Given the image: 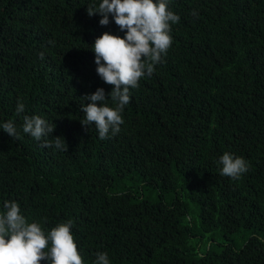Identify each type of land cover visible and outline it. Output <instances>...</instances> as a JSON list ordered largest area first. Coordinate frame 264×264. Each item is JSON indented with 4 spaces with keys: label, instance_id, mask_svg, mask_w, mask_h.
Segmentation results:
<instances>
[{
    "label": "trees",
    "instance_id": "trees-1",
    "mask_svg": "<svg viewBox=\"0 0 264 264\" xmlns=\"http://www.w3.org/2000/svg\"><path fill=\"white\" fill-rule=\"evenodd\" d=\"M90 3L0 0V121L20 131L0 130V206L49 229L71 220L84 264L97 251L111 264H264V0H171V47L105 140L80 105L111 91L90 47L119 28ZM34 114L68 150L22 132ZM225 151L248 162L238 179L219 174Z\"/></svg>",
    "mask_w": 264,
    "mask_h": 264
},
{
    "label": "clouds",
    "instance_id": "clouds-1",
    "mask_svg": "<svg viewBox=\"0 0 264 264\" xmlns=\"http://www.w3.org/2000/svg\"><path fill=\"white\" fill-rule=\"evenodd\" d=\"M171 0H92L87 14L99 15L100 25L113 21L118 33L105 31L91 44L96 73L104 83L112 85L106 93L103 87L84 95L80 105L81 125H94L101 140L115 136L124 123L123 112L130 103L131 89L139 86L142 77L151 76L155 66L163 61L172 44L171 27L180 21L170 7ZM192 15L196 16L195 10ZM119 33H123L120 35ZM43 57V53L40 54ZM109 99L111 104H109ZM99 102V103H98ZM15 112L21 115L25 105L18 101ZM22 132L44 147L66 151L63 136L53 135L55 127L40 115H23ZM0 130L19 138L20 131L12 120L0 121ZM53 137L51 140L48 137ZM63 137V139L61 138ZM219 174L238 179L248 171V162L241 156L225 151L216 159ZM260 239L264 240V237ZM84 264L78 241L72 231V221L58 222L50 229L41 221L29 220L15 200H4L0 206V264ZM92 264H111L105 251H97Z\"/></svg>",
    "mask_w": 264,
    "mask_h": 264
}]
</instances>
